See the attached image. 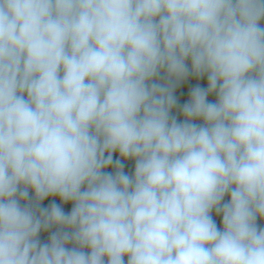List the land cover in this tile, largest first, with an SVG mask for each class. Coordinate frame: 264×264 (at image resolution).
I'll return each instance as SVG.
<instances>
[{"label":"clouds","instance_id":"obj_1","mask_svg":"<svg viewBox=\"0 0 264 264\" xmlns=\"http://www.w3.org/2000/svg\"><path fill=\"white\" fill-rule=\"evenodd\" d=\"M0 264H264V0H0Z\"/></svg>","mask_w":264,"mask_h":264},{"label":"crops","instance_id":"obj_2","mask_svg":"<svg viewBox=\"0 0 264 264\" xmlns=\"http://www.w3.org/2000/svg\"><path fill=\"white\" fill-rule=\"evenodd\" d=\"M192 83H195V81H192ZM45 203H47V201Z\"/></svg>","mask_w":264,"mask_h":264}]
</instances>
